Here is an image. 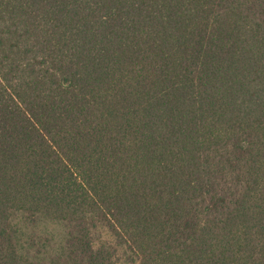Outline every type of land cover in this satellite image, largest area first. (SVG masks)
<instances>
[{
    "label": "trees",
    "instance_id": "obj_1",
    "mask_svg": "<svg viewBox=\"0 0 264 264\" xmlns=\"http://www.w3.org/2000/svg\"><path fill=\"white\" fill-rule=\"evenodd\" d=\"M0 264H264V0H0Z\"/></svg>",
    "mask_w": 264,
    "mask_h": 264
}]
</instances>
